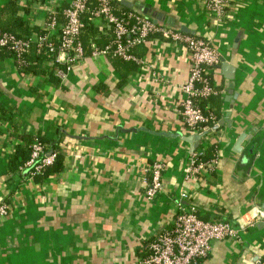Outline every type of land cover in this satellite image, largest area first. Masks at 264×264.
<instances>
[{"label": "crops", "instance_id": "obj_1", "mask_svg": "<svg viewBox=\"0 0 264 264\" xmlns=\"http://www.w3.org/2000/svg\"><path fill=\"white\" fill-rule=\"evenodd\" d=\"M11 1L0 0V27L19 19L35 34L52 15L62 23L70 0H14L15 11ZM111 4L115 13L142 14L217 50L228 68L205 71L216 87L203 101L214 118L199 141L187 140L197 134L179 114V87L190 68L180 41L151 35L131 48L135 60L93 55L111 40L95 22L98 29L84 32L82 58L70 66L60 53L38 63L36 72H22L1 53L0 102L12 115L0 119V204L6 206L0 264H135L145 244L190 205L201 219L239 229L214 241L204 264H257L264 258V0H225L221 11L204 0ZM52 61L67 64L56 81ZM28 135L56 143L60 171L34 178L8 170L10 155ZM194 143L215 164L185 179ZM156 161L163 165L162 188L148 200L143 179Z\"/></svg>", "mask_w": 264, "mask_h": 264}, {"label": "built area", "instance_id": "obj_2", "mask_svg": "<svg viewBox=\"0 0 264 264\" xmlns=\"http://www.w3.org/2000/svg\"><path fill=\"white\" fill-rule=\"evenodd\" d=\"M111 1L70 0L63 9L62 23L52 15L39 32L29 37L0 32V48H11L19 59L34 44L38 52L56 54V60L60 53H65V61L70 66L83 55V47L78 38L84 26L82 15L85 13L89 14L91 21L97 22L111 34V40L103 48L93 49V55L111 54L123 60H135L131 48L144 43L154 34L183 42L189 51L190 68L186 82L179 87L183 95L179 114L183 125L191 134L204 133V125L213 120L214 115L203 101L216 92L215 84L206 77L205 71L207 67L214 68L220 64L217 50L203 39L159 25L142 14L127 10L115 13ZM204 1L210 9L221 11L225 0ZM57 75L63 78L65 73L59 70ZM55 157L56 153H45L43 145L36 140L25 165L33 166L30 174L34 175L43 165L51 164ZM214 164V158H204L203 150L193 149L185 179L191 178L201 169L212 170ZM162 169L161 162L152 163L149 167L150 177L143 179L144 193L148 200H153L162 188ZM187 195L184 191L180 193L183 199ZM5 213L6 206L0 204V216ZM246 219L249 222L250 219ZM238 230L233 222L201 219L197 216L195 206H186L177 211L168 228L145 244L135 264H204L212 243L235 237ZM257 264H264V260H259Z\"/></svg>", "mask_w": 264, "mask_h": 264}, {"label": "trees", "instance_id": "obj_3", "mask_svg": "<svg viewBox=\"0 0 264 264\" xmlns=\"http://www.w3.org/2000/svg\"><path fill=\"white\" fill-rule=\"evenodd\" d=\"M14 0H12L9 4V7L11 8V11H15L14 9ZM8 8V9H10ZM4 12V11H2ZM82 21H83V28L80 32L79 35V42L81 43V45L83 44V35L85 30H88L89 28H99L98 25H95V21H91L89 19V14L85 13L82 15ZM16 24V25H15ZM15 24L14 26L10 27V26H5V27H0V32H9V33H13L16 36H21V37H29L30 35H32L33 33L29 32L28 29L24 26L23 21L17 19L15 20ZM16 27V28H15ZM41 30V29H40ZM40 30H37V32H39ZM110 40H108L103 46H105ZM34 46L36 49V46L34 44H31L28 51L25 52L21 58H17L16 53L9 47H2L0 48V54L1 53H5L9 56H11L14 61L16 66L18 67V69L22 72H36L37 71V65L38 63H40L43 60H55L56 61V54L52 55L51 53H43V51L38 52L37 49L34 52V57H29L30 54V49L31 47ZM100 47L101 48H103ZM3 56V55H1ZM52 64H54L55 66H57V70H56V75H52V73L50 74V79L53 81L58 80V78H60L57 75V71H62V72H66L67 69V64L66 65H61L58 64L56 62L52 61ZM0 95H1V91H0ZM12 115L11 110L7 109V107H5L1 102H0V119H10ZM6 117V118H5ZM39 141L43 147H44V151L45 153L48 152V150L50 149L51 153H56V157L53 160V162L51 164L48 165H43L42 168L40 169V171L38 173H35L34 175H31L30 173L33 170V166H26L25 163L26 161L29 159L30 154L32 152V146H33V142L34 141ZM48 146H47V144ZM50 146V148H49ZM211 156H208L207 153H204V158H210ZM63 167V162H62V158L61 155L59 153V150L56 146V143H52L49 141H44L39 135H35V136H25V137H21V142L18 143L13 151V153L10 155L9 161H8V170L10 172H16V171H26L27 175H30L31 177L34 178H45L48 177L58 171H60ZM263 259H261V261H263Z\"/></svg>", "mask_w": 264, "mask_h": 264}, {"label": "water", "instance_id": "obj_4", "mask_svg": "<svg viewBox=\"0 0 264 264\" xmlns=\"http://www.w3.org/2000/svg\"><path fill=\"white\" fill-rule=\"evenodd\" d=\"M220 67H221V68H226V67L228 68V63H226L223 59H221ZM227 78L230 79V80H232V78H233V74L231 73V75H228ZM233 85H234V83L231 81V82L229 83V87L232 88ZM205 134H206V132L201 133V134H197V135H194V136L192 135V136L187 137V138H188L187 140H188L190 143H193L194 140L199 141L200 138H201L203 135H205ZM239 144H240V139L236 141V145H237V146H240ZM197 145H198V143H194V147H195V148L197 147ZM263 212H264V211H263Z\"/></svg>", "mask_w": 264, "mask_h": 264}, {"label": "clouds", "instance_id": "obj_5", "mask_svg": "<svg viewBox=\"0 0 264 264\" xmlns=\"http://www.w3.org/2000/svg\"><path fill=\"white\" fill-rule=\"evenodd\" d=\"M258 212H259V209L254 208V209H252L250 215L253 216V217H255ZM260 215L261 216H264V213H260Z\"/></svg>", "mask_w": 264, "mask_h": 264}]
</instances>
